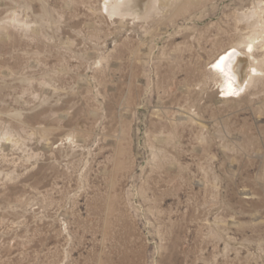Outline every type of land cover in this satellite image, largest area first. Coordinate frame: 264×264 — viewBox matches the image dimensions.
I'll use <instances>...</instances> for the list:
<instances>
[{"label":"rangeland","instance_id":"obj_1","mask_svg":"<svg viewBox=\"0 0 264 264\" xmlns=\"http://www.w3.org/2000/svg\"><path fill=\"white\" fill-rule=\"evenodd\" d=\"M110 1L0 0V264H264V0Z\"/></svg>","mask_w":264,"mask_h":264},{"label":"bare ground","instance_id":"obj_2","mask_svg":"<svg viewBox=\"0 0 264 264\" xmlns=\"http://www.w3.org/2000/svg\"><path fill=\"white\" fill-rule=\"evenodd\" d=\"M158 1L159 0H156V2H158ZM166 1H168V0H166ZM112 2L113 1H110V0L107 1L106 0V3H105L106 6L105 5L104 6L109 7V4H111ZM114 2H118V1L114 0ZM123 2L124 1H122V4H124ZM144 2L149 3V0H126L125 9L126 8L130 9V11L135 10L137 15H139V10H141V9H138L136 7L141 6ZM117 5H121V3L120 4L117 3ZM112 6L113 7H111L110 8L111 10H109V11L114 13V12H116L117 8L114 7V5H112ZM149 8H150V4H149ZM107 9H109V8H107ZM159 9L160 8L158 6L157 10H159ZM118 11H119L118 12V14H119L120 9ZM127 11H129V10H127ZM151 11L152 10L149 9L148 13H151ZM124 13L125 12H123L122 14H124ZM131 13H132V11H131ZM128 14H129V12H128ZM254 42L255 41H253V38H251V40H248V44H247L246 48H244V49L239 47V45L235 44L229 48L222 49L217 54H214L215 58L212 62V66L216 67V69H218L219 72L221 73V75L223 76L221 79V82L219 84V87H218V88H220V90H219L220 93L221 92L224 93L223 95H221L222 98H225V99L235 98L237 96V94H239L241 92V89L244 86H248V84L250 82L259 78V74H261L259 72L260 70H264V58H260L258 55L259 53L256 54L253 51V48H255L254 46H256V44ZM248 66H249V68H248Z\"/></svg>","mask_w":264,"mask_h":264}]
</instances>
